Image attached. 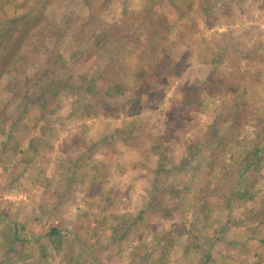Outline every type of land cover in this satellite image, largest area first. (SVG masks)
Returning a JSON list of instances; mask_svg holds the SVG:
<instances>
[{
  "label": "rangeland",
  "instance_id": "obj_1",
  "mask_svg": "<svg viewBox=\"0 0 264 264\" xmlns=\"http://www.w3.org/2000/svg\"><path fill=\"white\" fill-rule=\"evenodd\" d=\"M26 8L48 20L95 9L131 28L102 49L70 37L63 64L22 91L12 139L0 137V243L11 226L47 242L50 264H264V223L250 219L264 208V159L238 184L225 177L264 147V0H0V17ZM154 12L167 25L151 28ZM110 59L131 88L113 99L98 78ZM76 100L103 104L72 118ZM34 136L47 144L33 164ZM244 186L253 199L233 197ZM126 222L135 229L114 239Z\"/></svg>",
  "mask_w": 264,
  "mask_h": 264
},
{
  "label": "trees",
  "instance_id": "obj_2",
  "mask_svg": "<svg viewBox=\"0 0 264 264\" xmlns=\"http://www.w3.org/2000/svg\"><path fill=\"white\" fill-rule=\"evenodd\" d=\"M154 13L152 14L153 18H149L154 20H151L153 21L150 24L151 28L158 29L161 24L167 25L164 15ZM130 28L129 20L107 22L95 9H90L86 15L72 13L66 17L51 20H48L42 12L33 14L29 8H26V13L23 15L0 17V81L3 76L8 77L5 91L10 95L6 102L3 103L0 100V137L4 135L10 140L12 139L11 129H7L12 109L16 107L18 99L23 95L24 92L22 91L34 90L42 86L59 64H63L64 56L60 48L67 39L73 37L77 39L78 43L93 40L95 47L102 49L111 45L115 40L127 38L128 29ZM221 59H223L222 54L220 61ZM212 77L213 71L209 72L207 79L211 80ZM98 78L105 85L104 96L108 99H113L118 95L123 96L131 90L120 77L113 59L108 61ZM40 89L44 91L41 93L42 96L47 95L49 92L48 89ZM191 96V92L186 95L187 103L192 101ZM41 99L43 98L38 96L33 102L38 103ZM102 104L103 102L100 104L76 100L70 117H93L98 114ZM57 120L62 121V117L59 116ZM51 129L52 125L50 124L40 126L39 132L42 136L43 134L49 135ZM46 144L43 137H32L28 143L26 162L31 163L32 161L34 164L41 148ZM153 149L160 153L157 146H154ZM263 152L264 147L261 148L256 145L255 149L241 162L236 166H232V168L231 166L228 168L226 179L238 184L239 178L263 162ZM165 161L167 160L162 162V158L159 159V171L166 166ZM233 195V197L242 199H253L256 192H253L250 187L244 186L234 190ZM227 204L229 205L228 202ZM252 218L258 219L259 224L264 223V208L257 211L255 215H250V219ZM134 226L133 223L128 224L126 222L120 228H114V239H123V235L125 236L132 229H135ZM60 233L61 231L58 228H51L47 236L54 238L58 237ZM2 238L0 264H50L51 254L49 246L44 240L39 239L32 244L11 226L5 228L2 232ZM51 240L54 241L55 239ZM262 241L264 243V239Z\"/></svg>",
  "mask_w": 264,
  "mask_h": 264
},
{
  "label": "crops",
  "instance_id": "obj_3",
  "mask_svg": "<svg viewBox=\"0 0 264 264\" xmlns=\"http://www.w3.org/2000/svg\"><path fill=\"white\" fill-rule=\"evenodd\" d=\"M121 155V154H120ZM116 167H118V166H116ZM118 170V169H117ZM114 172V171H113ZM124 172V171H123ZM131 172V169H128V171H127V173L126 174H128V173H130ZM134 173L136 172V171H133ZM120 178V177H119Z\"/></svg>",
  "mask_w": 264,
  "mask_h": 264
}]
</instances>
